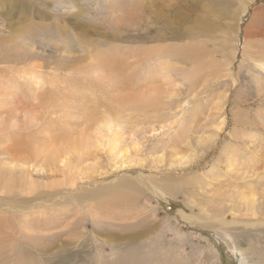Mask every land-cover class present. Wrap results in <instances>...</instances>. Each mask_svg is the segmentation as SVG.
Returning a JSON list of instances; mask_svg holds the SVG:
<instances>
[{"label": "rangeland", "instance_id": "obj_1", "mask_svg": "<svg viewBox=\"0 0 264 264\" xmlns=\"http://www.w3.org/2000/svg\"><path fill=\"white\" fill-rule=\"evenodd\" d=\"M211 1L0 0V174L20 178L0 194L70 188V169L85 188L48 232L1 207L0 264H238L205 222L224 202L247 218L241 196L264 209V0ZM254 230L234 232L247 248Z\"/></svg>", "mask_w": 264, "mask_h": 264}, {"label": "bare ground", "instance_id": "obj_2", "mask_svg": "<svg viewBox=\"0 0 264 264\" xmlns=\"http://www.w3.org/2000/svg\"><path fill=\"white\" fill-rule=\"evenodd\" d=\"M216 0H212L211 1V4H210V8L213 9L214 11L216 10L218 12V8H216ZM145 3V2H144ZM179 3V2H177ZM179 5V4H178ZM145 7V6H144ZM143 8V7H142ZM252 9V8H251ZM165 13V12H164ZM249 13V10L246 11V14ZM158 14V13H157ZM152 16V15H151ZM149 17V16H148ZM167 17V16H166ZM146 19V18H145ZM149 19V18H148ZM148 22V21H146ZM168 24V23H167ZM141 26V25H140ZM191 59L195 60V61H199L200 58L198 55H191L190 56ZM236 78V77H235ZM107 118V117H106ZM94 119V118H92ZM105 118H102V119H99L100 120V126H99V135L100 137L98 136V138H96L94 140V144L95 143H101V140L100 139H104V130H105V127L107 125H109V121L110 119H105ZM96 119V121H99ZM221 123V122H220ZM219 126V125H218ZM108 128V127H107ZM218 129V128H217ZM187 131V125L186 123L183 125L182 124V127H181V131H180V134L181 133H184ZM35 134V133H34ZM73 136V135H72ZM50 138V137H49ZM115 138V137H114ZM33 139V138H32ZM39 136L36 137L32 140V143L27 145L26 148H23L22 151H32L34 148V146L37 147V145L39 144ZM56 139V138H55ZM63 139V138H62ZM94 139V138H93ZM43 140V139H42ZM45 140V139H44ZM43 140V141H44ZM49 140V139H47ZM51 141H53L52 139H50ZM67 140V139H66ZM45 142V141H44ZM76 142V141H75ZM114 144H116V140L113 141ZM91 143H93V140L89 143H83V146L81 147L82 150L84 149H89L91 145ZM75 144V143H74ZM97 145V144H96ZM60 146V145H59ZM33 148V149H32ZM39 148V147H38ZM37 150V149H36ZM40 150H43L48 156L47 159L49 160V162L51 163V167L52 166H62V165H68V163L70 162V159H69V153L67 152V150L63 149H59V150H50L48 149V147H44L43 149H40ZM34 151V150H33ZM32 151V153H33ZM9 152V151H8ZM7 152V153H8ZM25 152V153H26ZM38 152V151H37ZM6 153V154H7ZM24 153V152H22ZM35 153V152H34ZM33 153V154H34ZM45 153H42L43 155H45ZM37 154V153H35ZM9 155H12L9 154ZM39 155V154H38ZM37 156V155H34V157ZM40 156V155H39ZM45 157V159H46ZM42 158V156H41ZM36 159V157H35ZM40 159V158H39ZM44 160V159H43ZM27 162V160H26ZM29 162V161H28ZM27 162V163H28ZM48 162V163H49ZM11 163V162H10ZM49 163V164H50ZM12 164V163H11ZM31 164V162H30ZM46 164V163H45ZM48 164V166H49ZM58 164V165H57ZM9 165V163H8ZM14 165V168L15 166L18 165V162L16 161L15 163H13ZM21 165V164H20ZM19 166V165H18ZM26 164H22V168L25 167ZM31 166V165H30ZM20 167V166H19ZM18 167V168H19ZM29 167V166H28ZM4 168V167H3ZM7 168V166H6ZM26 168V167H25ZM49 169H51L50 167H48ZM16 169V168H15ZM24 169V168H23ZM74 169V168H73ZM12 170V169H11ZM76 170V169H74ZM19 171H21L20 173H22V169H19L18 170V173ZM23 171H26V170H23ZM29 171V170H28ZM26 171V172H28ZM4 173L0 174V179H6L5 182H2L5 183V185L3 186V188H1V193L3 194V191L5 190H2V189H5V187H8L10 184H14L16 183L19 179H16V177L13 175H10L9 172L6 174V171H2ZM70 172L69 175L67 176L66 178V184L70 187V188H62V189H59V185L57 186H48V187H51L50 189H44V190H38V188L35 187H30L28 188L26 185V188H28L27 191L23 193H21L20 195V198L16 197L15 195H11V196H2L0 194V200L2 202V204L0 205V209L1 207L3 208V206L5 208H7L6 210L8 211H12L11 213L12 214H15L17 213L18 214V210L20 213H28V216H25V218H32L34 216H36L35 218L36 219V222L40 224L41 220L46 217V228L43 230V229H39L41 230V232H48V231H51L53 229L52 225L55 223V219H51L50 217H47L46 215L50 214L51 215V211H57L58 209H60L66 198L70 199L71 201L72 200H75V201H81L84 197V195H81L79 194V190L80 189H85L84 187H82L81 185L83 183H79L80 179L82 177H79L80 176V172L79 173H76V172H73L72 169H70ZM11 173V172H10ZM6 174V175H5ZM23 174H25L23 172ZM31 174V173H30ZM27 174H25L26 176ZM28 175H29V172H28ZM20 176V175H19ZM22 177V176H21ZM27 178V177H26ZM31 178V177H30ZM28 179V178H27ZM145 179V180H144ZM29 180V179H28ZM26 181V180H25ZM31 181V180H30ZM143 181H146V178L143 177ZM159 181V180H158ZM13 182V183H12ZM123 184V186L125 187H130V189H135V186L132 184V183H129L128 181H121ZM157 182V181H156ZM248 182V181H247ZM1 183V182H0ZM20 183H22L20 181ZM246 183V182H245ZM27 184V183H26ZM136 184V183H135ZM11 185V186H12ZM23 185V184H21ZM153 188L154 189H157V185L155 186V184H153ZM152 185L150 187H152ZM159 187L162 188L164 191H163V195L165 194L166 195V192H169L170 190H172V185H169V184H162L161 182L159 183ZM30 186V184H29ZM33 186V185H32ZM57 187V188H56ZM8 190V188H6ZM21 189V188H20ZM11 191V190H10ZM162 191V190H161ZM8 192V191H6ZM12 192V191H11ZM20 192V191H19ZM23 192V191H21ZM77 192V193H75ZM236 192V191H235ZM26 193V194H25ZM75 193V194H74ZM161 193V192H160ZM229 193V192H228ZM237 193V192H236ZM8 194V193H6ZM94 196L96 194H93ZM235 195V194H234ZM238 195V194H237ZM222 197V196H221ZM236 197V196H234ZM240 198V197H239ZM241 198L244 200L245 203H242L241 205H238V210L239 211H243L245 210L244 213V216H247V218L245 219H241V220H228L226 217V212L229 210L230 212H233V210L231 209V207L229 208L228 206V209H225V208H222V207H225L226 205V202H224V205H221V209H216L215 213L218 215H216L214 218H219V219H215L214 223L212 224L211 222H205L206 224H211L212 227L208 226L210 228V231L212 233H214L216 231V233H220L221 232V235H222V238H223V243L225 244L226 248L229 250V252L232 254V255H235V258L238 260V264H264V209H261L260 206L258 205L257 201V197H256V194H252L251 196H241ZM240 198V199H241ZM67 199V200H68ZM237 199V198H236ZM234 201V200H233ZM241 201V200H240ZM79 203V202H78ZM260 204V203H259ZM229 205V204H228ZM231 205V204H230ZM236 205V204H235ZM261 205V204H260ZM233 206V205H231ZM205 207V206H204ZM207 208V206H206ZM205 208V209H206ZM62 210H60L61 212ZM191 211V210H190ZM58 212V211H57ZM57 212L54 213V215H62V214H57ZM229 212V213H230ZM126 213V212H125ZM207 213L210 214V211H207ZM122 214V213H121ZM120 214V216H121ZM92 215V214H91ZM98 215V214H97ZM119 215V214H118ZM182 221H197V222H202L203 224V220L204 218L203 217H198V216H195L191 213H189L187 211L186 208H183L182 211H180L179 213ZM237 215V214H236ZM241 215V214H240ZM94 216V215H92ZM126 216V215H125ZM214 216V215H213ZM60 217V216H59ZM263 217V218H262ZM68 218V216L66 217V219ZM122 218V217H121ZM262 218V219H261ZM247 221H244L246 220ZM207 221V220H206ZM27 222V221H25ZM24 222V223H25ZM59 222V219L58 221ZM31 223V222H29ZM201 224V223H200ZM32 225V224H31ZM196 225V224H195ZM194 225V226H195ZM33 226V225H32ZM32 226H29L28 223L25 224V227H28L29 230H32V232H37L38 229H35L34 227ZM55 228V227H54ZM220 230V232H218L216 229ZM248 228L250 230H253V228H255V230L253 232H255L257 235H256V239L255 241L253 240V242L251 244H248V247L246 248L245 246H243L241 243L238 242L237 240V235L234 231L236 230H241L242 232H246L245 229ZM24 232H28L27 229L24 231ZM242 234V233H241ZM32 236L30 237H34V236H37V234H30ZM45 235V234H44ZM54 235V234H53ZM59 235V234H58ZM211 235V234H210ZM220 235V234H218ZM40 237V236H39ZM45 237V236H44ZM40 238H43V237H40ZM213 241H216V242H219L218 241V236L215 235V234H212L211 237H210ZM258 238V239H257ZM221 242V243H222ZM222 243V244H223ZM223 244V246H224ZM216 245V243H215ZM214 245V248H216ZM220 247V246H219ZM224 248V247H223ZM38 249V248H37ZM38 251V250H37ZM217 251H219L217 249Z\"/></svg>", "mask_w": 264, "mask_h": 264}]
</instances>
